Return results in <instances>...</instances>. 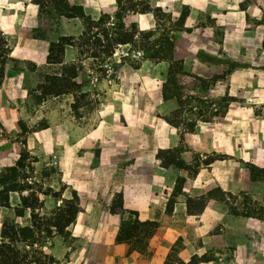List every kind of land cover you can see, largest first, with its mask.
<instances>
[{
  "label": "crops",
  "instance_id": "crops-1",
  "mask_svg": "<svg viewBox=\"0 0 264 264\" xmlns=\"http://www.w3.org/2000/svg\"><path fill=\"white\" fill-rule=\"evenodd\" d=\"M67 1L82 6L93 19L115 10V0ZM222 1L225 2L218 6L217 0H179L180 8L184 5L188 9L184 27L192 32L201 29L207 33L220 28L224 35L219 48L223 52L226 46L233 49L230 38L241 45L237 47L239 51L252 47L248 40L253 39L254 46L261 48L264 54V26L247 29L248 20L258 19L264 7L258 2L256 7L249 6L243 12L233 0ZM107 3L112 8L106 10L103 6ZM19 4L20 12L4 9V13H0V30L13 40L10 56L15 61L30 62L37 70L43 69L49 65L47 56L51 43L61 37L77 38L83 31L81 20L61 18L47 31L44 40L34 39L31 24L37 16V8L24 2ZM206 17L215 25L198 28L195 24ZM75 60L74 47H66L62 64H73ZM20 75L7 70L0 86V172L15 166L24 150L34 158L33 181L52 191L41 197L37 190L10 192L9 205L0 206V243L3 219H11L21 227L33 226L31 209L25 208L22 216L15 213V208H23L21 198L40 197V206L33 211L47 215L74 193L78 198V212L66 227V235L53 234L42 243L32 245L20 243L23 253L37 250L52 258L53 264L58 261L61 264H188L194 257L204 258L197 264H218L216 260L219 264L223 261L226 264H264V218L234 215L226 202L218 200L219 196L227 201L232 197L249 196L256 210L264 208V181H253L246 167L249 163L264 169L263 130H259L256 141L250 142L247 136L240 145H235L234 137L227 133L231 126L200 123L187 132L166 121L165 135L161 126L160 144L148 141L146 134L144 142L129 135L130 142L113 141L93 146L88 131L76 130L67 106L65 112L56 106L50 111L47 128L28 132L20 142L21 121L28 119L32 127L37 119L27 114V93ZM168 103L170 108L172 103L167 101L165 107ZM232 111L230 106L226 118ZM148 129L146 126L145 131ZM220 132L224 135H219ZM180 145L184 148L183 165L188 169L197 163L196 172L191 176L180 167H163L157 162L159 150ZM93 147L98 149L96 155ZM256 147L260 148L259 155L253 153ZM221 156L223 158H217ZM44 168L60 172V181L66 186L63 191L58 192V180L42 176ZM178 180L181 181L179 190ZM116 199L121 201L123 213L111 212ZM128 217L141 224H136L140 229L132 232L127 241L119 242L121 222ZM226 250L231 254L229 258L217 257ZM170 252L176 254L178 263L169 260Z\"/></svg>",
  "mask_w": 264,
  "mask_h": 264
},
{
  "label": "rangeland",
  "instance_id": "rangeland-1",
  "mask_svg": "<svg viewBox=\"0 0 264 264\" xmlns=\"http://www.w3.org/2000/svg\"><path fill=\"white\" fill-rule=\"evenodd\" d=\"M141 1H148L150 9L141 14L133 12L132 8L128 9L127 5H124L127 9L121 13V22L126 28L134 24L141 33L158 30L159 34L165 33V36L174 40L173 59L182 62L184 71L198 77L191 83L187 81L184 85H178L181 102L177 104L174 99H163L162 86L166 82L168 63L166 61L154 63L146 60L143 57L146 56L143 48L145 41L138 36H135L133 45L115 46L110 57L100 52L97 53V58L91 57L90 53L79 55V50L74 47L76 60L69 65L60 63L63 62V56H58L54 52V61H50L51 63L43 69L37 70L30 62H18L11 58L10 48L13 40L3 35L0 30V86L7 70L21 74L27 93V114L37 118L33 123L34 126L31 125L32 127H29L28 119L21 121L20 142L24 141L28 132L46 129L50 111L53 110L52 107L56 106L63 112L67 106L75 121L76 130L79 132L88 131L90 139L94 143L93 146L113 141L130 142L129 135L136 136L139 142H144L147 140L146 134L149 135L148 141L152 140L155 145L160 144L161 126L164 128L165 135L167 120H173V127L187 132H191L189 129L193 125L200 123L228 125L232 128L229 127L227 133L234 137L235 145H240L247 136H249L250 142L256 141L255 139L260 134L259 130L264 131V99L262 98L264 97V54L262 49L254 46L255 41L251 39L248 42L252 47L246 46L247 49L239 51L237 47L241 45L237 43V40L230 38L234 47L231 50L226 46V51L223 52L219 48L224 35L220 28L210 31L213 35L201 29L197 32H192V29L185 27L180 30L177 20L182 10L187 7L183 5L180 8L179 0H174V3H170L171 0ZM233 1L237 3V6L239 3H246L244 0ZM254 1L252 7H256L258 2L260 6L264 7V0ZM22 2L24 0H0V11L3 9V12L0 13L3 14L4 9L7 12H20L21 4L19 3ZM121 2L125 3L126 0H121ZM217 2H219V6L225 1L217 0ZM103 7L106 10L112 8L109 3ZM117 11L115 2L114 12L106 14L109 16L107 27H112L114 23H117L114 18ZM43 15L42 19L34 18L35 21L32 23L38 30H44L47 33L58 22L52 18L44 19ZM81 22L84 30L85 21L81 20ZM195 25L198 28H206L215 25V23L206 17ZM258 25L264 26V13L258 19H249L247 29L250 30ZM193 29H195L194 24ZM74 44L80 43L74 41ZM262 46L264 47V44ZM184 62L186 63L184 64ZM206 66L211 68L210 71L204 69ZM207 74H212V76H207ZM216 76L223 77L217 79ZM57 101L60 104L56 105ZM165 101L172 103L170 105L172 109L169 108V103L165 107ZM230 106L233 108L232 115L226 118ZM146 126L149 127L147 132L145 131ZM224 132H220L219 135H224ZM125 134L127 135L125 136ZM259 149L256 147V152L253 151L254 155L260 154ZM92 151L96 155L97 147H93ZM183 151L182 145L170 150H159L156 154L157 162L161 165L164 161L167 163L166 160L173 159L176 163L181 160ZM20 155L24 168L19 169L17 180L8 183L9 186L15 187L16 190L23 188L37 190L40 197L51 192L52 190L48 187H41L39 183L33 181L32 163L34 158L24 150H21ZM248 165L252 164L247 163L246 167ZM192 166L184 169L187 175L191 176L196 172L197 163ZM41 173L47 180L50 176L56 181L58 180V192L66 188L60 181L59 171L55 173L53 169L44 168ZM257 179L264 181V171L258 172ZM180 186L181 181L178 180V190ZM54 195L58 196V193L56 192ZM40 197L28 196L23 200V204H32L33 210L37 209L40 206ZM69 200H72L71 197ZM218 200L226 202L231 213H247L253 217L264 218V211L256 210L249 196H244L241 199L232 197L231 201H227L224 196H219ZM236 200L240 201L237 203ZM71 203L73 202L71 201ZM61 205L63 204L61 203ZM68 205L65 203V208ZM19 210L21 209L15 208V213L17 214ZM52 212L47 215H35L33 224L37 225L38 230L46 229L47 224L54 218ZM130 220L133 222L132 217ZM2 226L5 227L6 234H12L16 230L14 221L11 219H3ZM43 239L39 235V243H42ZM9 240L8 243L6 241L5 247L9 246L11 250L3 252V255L0 254V264H33V262L53 264L52 258L37 250L23 253L17 237L9 238ZM223 253L217 257L226 256L229 258L231 255L227 250ZM5 255H8L9 259L6 257L3 262L2 256ZM175 256V253L170 252L169 260L178 263ZM216 261L218 264L220 263L218 260ZM61 263L58 261L56 264ZM188 264H194V262L190 261ZM222 264L226 263L223 261Z\"/></svg>",
  "mask_w": 264,
  "mask_h": 264
},
{
  "label": "trees",
  "instance_id": "trees-1",
  "mask_svg": "<svg viewBox=\"0 0 264 264\" xmlns=\"http://www.w3.org/2000/svg\"><path fill=\"white\" fill-rule=\"evenodd\" d=\"M246 3L242 4L239 3L238 7L240 11L245 12L246 9L252 5L254 0L246 1ZM118 11L115 12L114 18L117 20V23H114L112 27H107V21L109 20V16L104 14L101 15L98 19H93L91 16L87 15L80 5H72L67 0H24L25 4H32L38 8L39 15L36 18L42 19V14H44L43 18H52L58 22L61 18L66 19H80L84 20V30L82 31L81 35L75 40L74 38H64L61 37L55 43H51L49 46V54L47 56V62L51 63L50 61H54L53 56L54 52L58 56H63L64 50L68 46L76 47L79 50V55H85L90 53L91 57L97 58L98 52L107 57H110L114 52L115 46H122V45H133L135 44V36L140 37L142 40L145 41L143 48L145 49L146 56H143L146 60H149L154 63L159 62H167L168 63V74L166 78V82L162 86V96L163 99H174L177 104L181 102V94L178 93V85L183 84L185 82H192L196 80L198 77L191 75L184 71L182 62L175 61L173 59V51H174V40L165 36V33H158V30L150 31L147 33H141L136 29L134 24L130 25L129 27H125V25L121 22L122 17L121 13L124 12L127 8L124 5H127L128 9L132 8L133 12H139L144 14L147 10L150 9L148 1L143 2L141 0H126L125 3H122L121 0H115ZM188 16V9L184 8L181 14L178 17L177 24L179 25L180 30L184 29L185 20ZM43 19V20H44ZM35 21V19L33 20ZM32 36L34 39L37 40H44L46 38V31H40L37 27L32 23ZM74 41H79L80 44L75 45ZM264 44V37L262 41V45ZM93 55V56H92ZM62 63V61L60 62ZM223 76H216L215 78L221 79ZM177 112V111H176ZM174 112V113H176ZM173 120H167L170 125H173ZM194 125L189 129L190 131L193 129ZM161 164L163 167L172 165L177 166L182 169H187V166L183 165V162L180 160L174 163L173 159L166 160ZM20 168H24L23 160L20 156L19 160L17 161L16 165L13 167H6L3 168L0 172V206L7 207L9 205V193L19 191L16 190L15 187L9 186L8 183H12L16 181L18 178V171ZM248 170L250 172L251 179L253 181L256 180L258 177V172H263L264 170H260L259 168L248 165ZM25 189V188H23ZM20 189V190H23ZM56 196V195H55ZM57 197V196H56ZM28 198V196L26 197ZM26 198H21L22 202ZM72 200H63L60 207L53 210L52 215L54 218L50 220L46 226V229L38 230L37 225L33 224V220L35 218V213L33 212V207L31 205L23 204V208L17 212V216H22L23 211L25 208H29L32 210L31 212V219H32V228L30 227H21L18 224L14 223V227L16 230L12 232V234H6L5 227L2 226L1 229V239L2 242L0 243V254L3 255V252L10 251L11 248L9 246L5 247V243L7 241L10 242V239H14L17 237L19 244L25 243L27 245H32L35 242H39V235L43 238L47 236L57 235V236H64L66 235L65 229L68 225H70L78 212V198L76 194H72ZM71 201L73 203H71ZM116 202V203H115ZM65 203L69 205L65 208ZM115 203V204H114ZM114 205L111 206V212L114 214L123 213V207L121 201L116 199L114 201ZM259 210L264 211V209L260 208ZM244 217H253L250 214H236ZM38 217V216H37ZM44 220V219H43ZM139 224L135 219L131 222L130 217L127 220L121 222L119 235L117 240L120 241H127L131 236L132 232L136 230L139 231ZM9 245V244H8ZM2 261L6 260V257L9 259V256L5 255L2 256ZM204 258H192L191 261L194 264L203 261ZM53 261V259L51 260ZM36 263V262H33ZM37 264V263H36Z\"/></svg>",
  "mask_w": 264,
  "mask_h": 264
}]
</instances>
